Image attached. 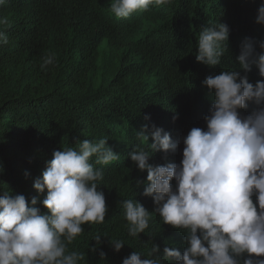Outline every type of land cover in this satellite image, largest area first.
<instances>
[{
  "label": "trees",
  "instance_id": "1",
  "mask_svg": "<svg viewBox=\"0 0 264 264\" xmlns=\"http://www.w3.org/2000/svg\"><path fill=\"white\" fill-rule=\"evenodd\" d=\"M261 2L173 0L116 18L111 0H7L0 6V16L11 20L5 30L9 43L0 46V190L30 200L38 195L33 183L54 150L74 147L77 139L106 137L120 154L118 161L96 166L104 173L99 187L109 212L105 223L83 225L84 233L70 248L86 251L87 264H122L134 250L146 256L151 243L162 251L168 242L183 252V233L163 225L158 215L139 238L128 235L120 200L135 193L138 202L154 210L143 187L135 188L147 176L129 158L140 143L135 132L148 124L171 133L181 141L176 153L165 160L156 152L150 163H180L182 138L193 127L206 128L212 98L202 81L223 69L239 71L245 38L264 41V25L256 22ZM219 21L230 29L229 51L221 65L211 68L195 59L197 38ZM50 53L55 63L42 71ZM247 75L253 85L264 79L255 67ZM256 107L249 104L241 114ZM98 234L99 248L88 251ZM104 236L126 244L117 253Z\"/></svg>",
  "mask_w": 264,
  "mask_h": 264
},
{
  "label": "clouds",
  "instance_id": "2",
  "mask_svg": "<svg viewBox=\"0 0 264 264\" xmlns=\"http://www.w3.org/2000/svg\"><path fill=\"white\" fill-rule=\"evenodd\" d=\"M6 2L0 0V6ZM172 3L111 0L110 11L116 18H128ZM256 22L264 25V0ZM9 27V17L0 16V46L9 43L5 34ZM229 36L228 25L220 21L201 30L196 61L211 68L221 65L229 51ZM237 62L239 71L223 69L202 81L212 98L204 117L206 128L193 127L182 138L179 164L150 163L156 152L163 153L165 160L176 153L181 141L171 133L148 124L135 132L140 143L129 158L147 173L135 188L143 187L142 194L151 197L154 210L138 202L135 193L120 200L128 235L139 238L158 215L163 225L183 233L186 246L181 252L166 242L161 251L149 242L146 256L134 250L122 264H264V79L253 85L247 75L255 67L264 77V41L245 38ZM54 63L55 54L46 55L41 70ZM249 104H255L256 110L242 115ZM108 140L77 139L74 147L54 150L33 183L38 195L30 200L10 189L0 190V264H87L86 251L70 246L84 233L83 225L103 224L109 212L99 187L104 173L96 167L120 159ZM101 236L93 238L96 246H88V251H97ZM109 243L117 253L126 244L115 238ZM100 257L103 261L105 253L100 252Z\"/></svg>",
  "mask_w": 264,
  "mask_h": 264
}]
</instances>
